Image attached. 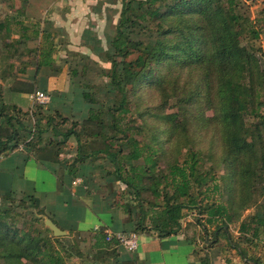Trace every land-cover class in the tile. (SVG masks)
Listing matches in <instances>:
<instances>
[{
    "label": "trees",
    "instance_id": "16d2710c",
    "mask_svg": "<svg viewBox=\"0 0 264 264\" xmlns=\"http://www.w3.org/2000/svg\"><path fill=\"white\" fill-rule=\"evenodd\" d=\"M241 7L243 0L125 1L111 41L109 76L117 95L112 106L91 108L88 121L96 125L94 129L86 124L80 129L75 122L68 126V118L60 111L45 109L46 105L24 111L5 100L4 83L14 81L18 72L11 61L22 53L36 52V70L51 67L55 44L53 36L40 27H28L19 19L0 22V155L24 146L42 161L59 162L61 154L69 152L67 145L73 140L74 160L66 161L69 174L73 179L80 177L85 160L100 154L110 157L115 165L114 174L127 188L119 200H113V205L130 216L134 232L166 237L196 225L199 230H192L191 241L199 245L198 252L216 246L224 254L234 251L244 264H264L263 258L250 254L264 242V209L244 216L250 206L248 197L259 184L264 186V66L252 49L241 45L245 38L259 37V30L245 19ZM16 12L21 18L26 16L21 8ZM13 32L19 33V37L8 40ZM141 32L150 36L148 42L136 37ZM38 37L41 42L36 49L22 51L25 41ZM155 63L162 65L156 82L163 92L179 88L177 79L171 76L174 72L193 76L199 71L202 82L218 85L215 120L220 124L224 142L226 174L220 178L229 180L227 202L219 198L223 187L217 170L201 167L207 155L202 149L190 147L182 161L175 158L163 167L156 159L162 154L160 149L141 144L128 130L135 119L130 88L133 90L150 79ZM29 66L30 63H24L19 74L27 72ZM84 97L95 102L89 92ZM146 113L149 112L139 110L140 116ZM176 127L188 130L185 124ZM145 193L152 196L145 198L146 206L142 199ZM126 194L133 195L137 210L121 200ZM189 213L195 218L184 226ZM232 223L238 224L239 236H233ZM209 225L213 226L211 239ZM200 231L202 239L198 236ZM70 238L75 241L72 243ZM89 242L101 264H108L110 255L118 254L121 246L115 238L107 240L105 228L95 233L72 232L57 237L46 226L43 213L32 198L2 194L0 264H67L72 253H84L75 244ZM228 259L231 260L229 256Z\"/></svg>",
    "mask_w": 264,
    "mask_h": 264
},
{
    "label": "rangeland",
    "instance_id": "374dc122",
    "mask_svg": "<svg viewBox=\"0 0 264 264\" xmlns=\"http://www.w3.org/2000/svg\"><path fill=\"white\" fill-rule=\"evenodd\" d=\"M125 1L128 0H114L116 12L107 25L109 27V29H106L107 34L102 35L100 39L97 37L98 35L94 36L92 34L94 31L86 34L88 49L82 51L76 49L77 46L75 47L73 44L76 39L68 34L66 35V30L54 27L50 19L53 16V10L58 9L61 11L66 8V5L63 4L67 0H28V2L23 0H0V22H5L8 18L11 20L19 19L22 20L24 25L28 27H40L41 30H47L53 36L55 44L54 61L48 71H50L49 76H56L60 78V81L54 84L55 88L45 91L50 94L51 101L44 108L49 109L51 112L60 111L51 109L53 103L57 101V99L54 100V96L60 95L59 93L71 94L69 99H72L70 101H61L63 110L60 111L62 116L68 118V126L75 122V124L80 126V129L85 124L89 127L92 126L90 128L94 129L96 125L90 124L88 121L91 108L106 109L114 104L117 91L111 85L109 76V69L112 66L110 56L113 53L111 41L116 33ZM53 2L57 4L58 8H53ZM17 8L24 10L26 16H22L21 18L16 12ZM47 10L48 12H46ZM240 11L243 13L245 19H249L255 28L259 30V37L257 39L245 38L241 41V45L252 49L258 56L260 63L264 66V0H243V7H241ZM49 14L51 15L48 16ZM17 37H19V33L13 32L7 39L11 40ZM136 37L148 42L150 36L146 32H141L137 33ZM151 37L153 41L156 38L155 35ZM40 42L41 37L29 39L21 45L22 51L25 52L27 49L34 50L39 46ZM35 56L36 52L22 53L20 58L11 61L16 65V71L18 72H15V75L17 77L21 75L19 74L21 73L19 69L26 62L30 63L29 67L32 66V71L36 69ZM152 69L153 74L150 79L137 85L133 90L130 88L129 96L132 100V112L135 121H132L128 130L134 133L141 144H150L152 147L160 149L159 152H162V154H158L156 159L163 167L167 165L168 161H173L175 158H179L182 161L185 152L190 147L202 149L207 155L204 157V162L201 161V167L206 169L214 167L220 178V175L226 174V169L223 162L224 142L222 141V134L219 129L220 124L218 120H215L218 112V85L216 82H213L214 84L202 82L203 78L199 71L195 72L193 76L187 72H174L171 76H173V80L177 79L179 88L163 92L157 87L156 82L160 79L157 77L162 72V65L152 64ZM7 83H4V85ZM184 85H187L185 86L186 90L182 91L181 87ZM38 86L43 89L46 88L42 79L38 80ZM86 92L94 95L95 102H88L85 99L84 93ZM178 92L180 93L176 95ZM180 97H183L181 102L179 100ZM82 98L90 106L87 114L84 113V108L81 106ZM39 105L41 104L35 102L34 108H39ZM140 109L143 112L148 111L149 113L140 116ZM170 114L171 116H167ZM212 118L213 120L211 121ZM176 124H185L188 130L185 131L176 127ZM90 139L92 137L87 140L90 142ZM72 141L67 145L69 146V153L66 154V157L73 160L72 154L75 152L76 144L73 141L75 145H72ZM71 146L72 148L75 147V149H71ZM124 147L126 146L124 145ZM125 152H127V148H125ZM83 164L84 168H82L80 177H82L84 182L87 180L89 184L92 183L93 186H98L99 188L95 189L92 186L90 190L102 193L109 192V194L111 193L114 196V199H120V194L126 188V185L119 181L116 174H114L115 165L110 157L100 154L96 158L85 160ZM228 181L224 178L219 179L221 188L223 187L219 198L223 202L229 200L228 187H226ZM132 196L131 194H126L121 200L124 203L129 202L137 210L138 204H136V200ZM145 198L152 199V196L150 193H145L142 199L145 200ZM247 202L250 206L244 212V216H247L254 210L260 209L262 211L264 209V186L259 184L257 191L250 194ZM144 206H146V200L144 201ZM194 218L195 215L191 216L189 213L183 221L184 226L190 225ZM237 226L238 224H230V230L234 237L239 236ZM195 227L198 226L195 225ZM195 227L191 226V232L192 230H199V228ZM208 228L210 231L208 234L211 239L213 226L209 225ZM198 236L201 239L203 238L201 231ZM75 238H70V241L73 243ZM203 245L204 243L201 245V248H203ZM241 245H244L245 248L247 246L245 242H242ZM75 247H80L84 253L82 256L72 253L67 258V264H101L97 262L98 258L94 254L90 242L88 245L78 244L76 246L75 244ZM249 250H252V248ZM227 254L229 257L230 255H236L234 251L230 250L227 251ZM250 254L255 255V257L260 256L264 262V242H261ZM110 256L109 261L106 262L108 264H118L113 259L114 255ZM238 260L243 263L240 257Z\"/></svg>",
    "mask_w": 264,
    "mask_h": 264
},
{
    "label": "crops",
    "instance_id": "0c3cea01",
    "mask_svg": "<svg viewBox=\"0 0 264 264\" xmlns=\"http://www.w3.org/2000/svg\"><path fill=\"white\" fill-rule=\"evenodd\" d=\"M53 5V8H58L55 2ZM63 5H66L65 9L53 10V16L50 18L52 24L54 27L66 30V35L75 38L73 44L77 46L76 49L82 51L88 49L86 34L94 31L92 34L98 35L99 39L102 35H106V29H109L107 25L116 12L114 0H67ZM47 25L49 27V23ZM48 69L49 66L42 67L37 74V70L32 71L31 66L26 73L5 84V100L16 104L24 111H32L35 104L33 93L36 90L50 91L55 88L54 84L60 81L56 76H49ZM41 79L46 85L44 89L38 86V80ZM59 94L54 96V100L57 101L53 103L51 109L62 111L61 101H70L72 98L69 99L71 97L69 93ZM81 106L87 114L90 106L83 98ZM67 153L69 152L61 154L59 162L42 161L24 146L2 153L0 198L5 193H11L16 198H32L42 211L44 219L50 217L60 228L68 231L67 235L72 232L73 234L95 233L101 228L113 233L133 231L134 222L113 205L114 196L111 193L90 190L92 183L89 184L87 180L84 182L82 177H77L82 179L81 184H75L77 178L71 177L66 162H73L75 152L72 154L73 160L66 157ZM93 187L99 189L98 186ZM139 236V248L131 252L123 245L119 246L118 254L113 257L115 262L118 264H244L236 255H230L231 260H229L228 254H224L216 246L198 252L196 249L199 245L191 241V230H182L166 237L145 232L139 233ZM204 259H206L205 263Z\"/></svg>",
    "mask_w": 264,
    "mask_h": 264
},
{
    "label": "built area",
    "instance_id": "2783aa9c",
    "mask_svg": "<svg viewBox=\"0 0 264 264\" xmlns=\"http://www.w3.org/2000/svg\"><path fill=\"white\" fill-rule=\"evenodd\" d=\"M32 98L35 102L41 105H47L51 101L50 94L43 90H36L35 93H33ZM22 147L23 146H21V148ZM81 182V178H77L75 180V184H79ZM113 238L117 239L121 245L131 252L136 251L140 245V236L134 231L117 233L107 231V240H112Z\"/></svg>",
    "mask_w": 264,
    "mask_h": 264
},
{
    "label": "water",
    "instance_id": "95a60500",
    "mask_svg": "<svg viewBox=\"0 0 264 264\" xmlns=\"http://www.w3.org/2000/svg\"><path fill=\"white\" fill-rule=\"evenodd\" d=\"M45 223L57 237L66 236L68 234V231L60 228L50 217H45Z\"/></svg>",
    "mask_w": 264,
    "mask_h": 264
}]
</instances>
